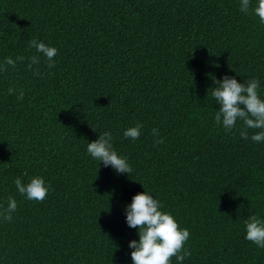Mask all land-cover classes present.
Here are the masks:
<instances>
[{
  "label": "trees",
  "instance_id": "1",
  "mask_svg": "<svg viewBox=\"0 0 264 264\" xmlns=\"http://www.w3.org/2000/svg\"><path fill=\"white\" fill-rule=\"evenodd\" d=\"M240 3L0 0V264H133L125 208L144 191L189 230L183 264H264L245 239L264 220V142L241 138V120L217 125L212 96L225 76L255 78L264 100V23L258 0ZM31 40L57 49L54 67ZM103 132L130 175L87 152ZM17 177L48 195L27 199Z\"/></svg>",
  "mask_w": 264,
  "mask_h": 264
},
{
  "label": "clouds",
  "instance_id": "2",
  "mask_svg": "<svg viewBox=\"0 0 264 264\" xmlns=\"http://www.w3.org/2000/svg\"><path fill=\"white\" fill-rule=\"evenodd\" d=\"M250 8V0H241L240 11L247 14ZM254 14L264 23V0H258V5L254 9ZM29 47H35L36 51L43 55L48 61L49 67H54L53 58L57 55V49L49 47L43 42L31 40ZM17 59L22 60L23 57ZM33 64L39 63V58H31ZM6 65L15 67L16 61L6 58ZM31 66V65H30ZM217 87L213 89L212 96L220 105L215 115L217 125H223L225 131L234 128L237 120L243 121L245 128L241 130V138L247 140L248 129H259L251 136L253 142H264V100L258 95L259 83L253 78L247 83H239L235 78L225 76L222 81H216ZM9 94H15V89L10 88ZM18 100L23 99V91L17 96ZM142 125L137 124L124 132L126 138L136 140L140 136ZM153 135H158V130L153 129ZM110 132H103L99 138L87 145V152L105 166L111 165L118 173L131 174L132 169L126 158L120 157L113 150ZM157 144L163 143L157 139ZM17 191L21 195H26L27 199L43 201L48 195L49 188L45 186V181L41 177H34L27 185L22 183L21 178L14 180ZM162 205L146 191L136 194L132 198V203L127 205L126 221L129 227L137 228L139 240H132L129 247L134 249L131 252L133 264H169L173 256L178 264L190 255L185 248V242L190 237L188 229H180L174 217L162 212ZM17 208V202L9 197L8 206L4 210V220L11 221L12 213ZM246 225L245 239L255 243L258 247L264 248V220L256 215L250 216Z\"/></svg>",
  "mask_w": 264,
  "mask_h": 264
}]
</instances>
